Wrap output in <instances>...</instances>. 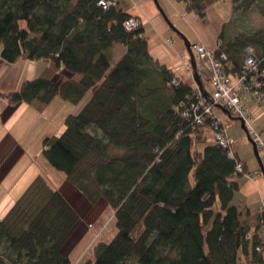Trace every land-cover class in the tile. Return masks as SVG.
Wrapping results in <instances>:
<instances>
[{
    "label": "trees",
    "instance_id": "trees-1",
    "mask_svg": "<svg viewBox=\"0 0 264 264\" xmlns=\"http://www.w3.org/2000/svg\"><path fill=\"white\" fill-rule=\"evenodd\" d=\"M97 1L0 0L1 59L46 63L35 79L0 97L12 105L56 97L79 105L89 97L66 117L61 135L43 141L45 158L66 174L68 193L42 175L32 181L0 218V264H74V236L87 227L74 193L106 201L116 221L83 264H263L264 209L234 203L247 164L207 139L212 119L198 124L192 117L196 88L152 57L142 25L127 33L128 13ZM176 1L203 18L220 0ZM259 1L232 0L234 12L238 3L248 10ZM116 45L126 52L114 63ZM249 48L257 69L246 82L259 78L264 93V28L230 40L221 34L214 53L225 54L222 66L237 79Z\"/></svg>",
    "mask_w": 264,
    "mask_h": 264
},
{
    "label": "crops",
    "instance_id": "crops-1",
    "mask_svg": "<svg viewBox=\"0 0 264 264\" xmlns=\"http://www.w3.org/2000/svg\"><path fill=\"white\" fill-rule=\"evenodd\" d=\"M114 1L117 6L126 14L128 13L130 17L139 19L143 29V36L148 41L149 51L152 57L173 72L175 78L183 83H187L193 88L199 87V84L195 79V72L193 71L192 64V71H189L185 68L183 63V59L188 54V51H186V44L183 39H180L181 41L175 39L176 34L180 38L181 36L171 27V24L188 37H190V35L187 25H191L195 31L194 38L197 39V43L205 45L208 50H216L221 34H223L226 40L235 38L237 35L236 31L232 30V25L236 18L232 0H220L207 6L206 16L203 18L189 11L186 3L176 0ZM168 40H170L171 43H168ZM125 52L126 48L124 46L116 45L113 55L114 63H116ZM195 57L196 72L203 83L204 90L209 91L210 87L208 85V80L212 75L210 63L206 59H200L197 55ZM45 66L46 63L42 60L30 61L23 59L15 64H8L0 57V91L8 93L17 90L24 80L35 79V77L39 76ZM71 104L72 103L56 97L47 105L39 102H34L32 104H26L25 102L12 105L9 104L7 100L0 97V201L2 200L4 204H6L4 207L6 212L4 214L10 210V207L15 203L14 201L23 194L32 181L38 175H42L38 168L33 169L31 174L28 175V172L24 174V176L19 178L9 189L7 180L18 168L19 162L27 151L22 148V142L39 124V131H37L35 135V141L36 144L38 143V145H40L45 138L50 137V132H46L49 129L47 125H50L51 122L56 120L58 113H67L68 111H70L69 113H73L77 108V106ZM247 111L251 119V125L256 131L260 132V137L264 143V107L256 101H247ZM222 112V118L229 117L227 112ZM25 114H29V119L33 120L30 126H28V134L22 133L20 135V131L16 127ZM63 115L64 116H60L63 118H60L59 129H61L62 124L65 122L64 119L67 114ZM233 124L232 127L234 126ZM241 128H243L242 123ZM244 130L247 133V130ZM235 133L237 134V139L232 136V133H229L230 137L236 143V146L234 145L235 150L237 154H239V159L247 164V169L250 171L248 161L243 158L244 156H242L239 151L240 148L249 146L247 142L248 134L246 138L240 130L237 132L235 131ZM32 157L35 164L39 162V156L35 158L32 155ZM252 174L255 176H241V178L236 179L239 184V191L236 193L234 200H237V203L247 205L252 213H258L260 210L264 209V175H262L260 168L253 170ZM63 180L65 179L63 178ZM64 184L65 182L62 186ZM1 210L3 211V209ZM261 256L264 259V251Z\"/></svg>",
    "mask_w": 264,
    "mask_h": 264
},
{
    "label": "rangeland",
    "instance_id": "rangeland-1",
    "mask_svg": "<svg viewBox=\"0 0 264 264\" xmlns=\"http://www.w3.org/2000/svg\"><path fill=\"white\" fill-rule=\"evenodd\" d=\"M236 6H238V10L236 12L235 21L233 22L232 25V30H235L237 35H240L242 37H247V35L264 28V0L253 4L248 10H244L241 7L242 5L240 3H238V5ZM187 26L190 37L186 36V38L190 40L195 52V45H203V44L197 43L198 42L197 39L194 38L195 36L194 29L189 24ZM175 39L181 41L180 40L181 38L177 34ZM167 42L171 43L170 40H168ZM2 47L3 45L0 44V51ZM194 55L196 56L195 53ZM186 57L190 58L189 54H187L185 58ZM183 63H184V59H183ZM88 99L89 97L87 95L79 105L73 104L74 106H77V108L73 111V113L79 111L80 108L83 107V105L88 101ZM69 112L70 111H68L67 113H58L56 120L51 122L50 125H47L49 129L46 132H50L51 134L50 137L59 136L63 133L65 129V124L64 123L62 124L61 129L58 128L61 118L60 116H64L63 114H67L66 115L67 117L70 114ZM28 119H29V114H25L23 116V119L18 123L16 128L19 129L20 135L22 133L26 135L28 134L27 133L28 126H30L31 121L33 120V119H29V120ZM250 123H251V119H250ZM232 124L234 126L233 127L231 126L228 134L232 133L233 134L232 136L235 139H237L238 137L235 131L237 132L240 130V132L243 135H245L246 138H247V134L250 137L248 130L246 129L247 130L246 133V131L243 128H241L240 121L234 120ZM38 127L39 124L26 136L25 140L22 142V148L25 149V151L26 150L27 151L26 153H24L25 155L23 154L24 156L19 162L18 168L7 180L8 181L7 185H9L8 187L10 189L19 178H22V176H24V174L28 172L29 175L31 174V172H33V169L38 168L39 172H41L40 174H42L49 181L53 189H63V192L67 194L68 188L62 187V184L66 180V174L62 171H58L55 168H53L51 164L48 162V160L45 158V156L43 155V148H44L43 142H41V144L39 143L40 145H38V143L36 144L35 135L37 134V131H39ZM205 135L207 139L211 141L213 136L212 129H207L205 131ZM247 142L249 143V146L242 147L239 149V151L240 154L244 156L243 158H245L248 161L250 167V171H248L245 174V176L247 177L249 175L253 177L255 175L252 174V171L255 170L256 168H260V160L261 163L264 165V151L259 150L260 153L259 154L260 160H259L254 154L255 153L254 148L248 138H247ZM198 146L201 150H203L204 143ZM32 155L35 158L39 156L40 157V159L38 158L39 162L35 164L33 162ZM63 178L65 180H63ZM16 200L14 202H16ZM71 200L74 207L76 208V210L80 215L81 223L87 225V227H84V232L78 234L76 233V236H74L75 247L73 248V251H71V255L74 259V264H83V261L85 260L86 256L92 255L93 247H95L94 245H96L98 241L106 240L111 235V232H113L115 228L116 221L113 216L112 208L104 200H101L100 202L93 204L91 201L85 199L84 197L81 198L79 195H76L75 193L72 195ZM234 203H237V200H234ZM5 206L6 204H4V201L1 200L0 210L3 209V211L1 210L0 218H2L5 215L4 214L6 212V209L4 208ZM215 208L216 211H220L221 208H220L219 200L217 201Z\"/></svg>",
    "mask_w": 264,
    "mask_h": 264
},
{
    "label": "built area",
    "instance_id": "built-area-1",
    "mask_svg": "<svg viewBox=\"0 0 264 264\" xmlns=\"http://www.w3.org/2000/svg\"><path fill=\"white\" fill-rule=\"evenodd\" d=\"M100 6L107 9L115 4L114 0H98ZM141 22L139 19L130 17L124 22V29L128 33L139 30ZM248 56L244 63V76L240 78H232L225 72L222 61L226 60L225 54H222L219 59L215 57V53L212 50H208L204 45H195V53L200 59H206L210 62L212 68V75L208 80L210 90H201L196 87L194 93H197V101L192 104L195 109L192 117L198 124H203L205 118H210L213 121V138L222 148L228 151V155L232 159H236L238 155L235 150V142L228 134L229 129L232 126L233 118H241L250 134L251 139L255 142L259 150L264 151V143L260 137V132L256 131L251 125L249 116L247 114V101H256L264 107V93L259 89L263 87V84L259 81V78H251L250 83L246 82V76L256 71L257 61L254 57L253 50L249 48L247 50ZM190 58H184V66L187 70L192 71ZM173 83L178 84L177 79L173 80ZM254 88V91H252ZM229 112L230 118H222L218 116V111ZM191 116V111H188ZM238 171L243 170V164L237 163ZM262 235L264 237V221L262 222ZM264 244V240H263ZM258 251H262V247H257ZM264 264V263H263Z\"/></svg>",
    "mask_w": 264,
    "mask_h": 264
},
{
    "label": "water",
    "instance_id": "water-1",
    "mask_svg": "<svg viewBox=\"0 0 264 264\" xmlns=\"http://www.w3.org/2000/svg\"><path fill=\"white\" fill-rule=\"evenodd\" d=\"M171 27L181 36V39H183V41L185 42L186 47H187V50L186 51H188V54H189L190 59H191L192 68H193V71L195 72V79L198 82L200 89L203 90V88H202V82L199 79V75L196 72V61H195L196 60V57H195L194 52L192 50V46H191L190 41L186 38V36L184 34H182V32L178 31L172 24H171ZM227 114L229 115V112H227ZM235 120L240 121L242 123L243 129H246L245 124H244V121L242 119L235 118ZM248 139H249L250 143L252 144V146L254 148V152H255L254 154L260 160V157H259V154L260 153L258 151V148H257L255 142L249 136H248ZM260 169H261L262 175H264V166L261 163V160H260Z\"/></svg>",
    "mask_w": 264,
    "mask_h": 264
},
{
    "label": "bare ground",
    "instance_id": "bare-ground-1",
    "mask_svg": "<svg viewBox=\"0 0 264 264\" xmlns=\"http://www.w3.org/2000/svg\"><path fill=\"white\" fill-rule=\"evenodd\" d=\"M212 51H214V50H212Z\"/></svg>",
    "mask_w": 264,
    "mask_h": 264
}]
</instances>
